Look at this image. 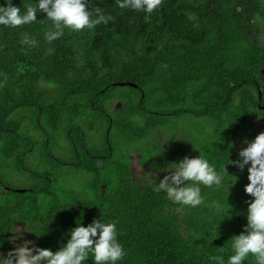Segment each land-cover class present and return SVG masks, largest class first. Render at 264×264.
Instances as JSON below:
<instances>
[{"label":"trees","instance_id":"16d2710c","mask_svg":"<svg viewBox=\"0 0 264 264\" xmlns=\"http://www.w3.org/2000/svg\"><path fill=\"white\" fill-rule=\"evenodd\" d=\"M13 3L23 12L36 0ZM96 7L114 21L64 28L52 42L39 10L31 24L0 25V167L10 177L0 180V253L18 224L55 251L78 219L102 216L117 223L118 264H226L253 199L247 166L229 159L264 132V0H162L148 19L116 0H90L93 18ZM198 155L227 171L224 186H201L204 203L154 191L150 172Z\"/></svg>","mask_w":264,"mask_h":264},{"label":"clouds","instance_id":"9594fccd","mask_svg":"<svg viewBox=\"0 0 264 264\" xmlns=\"http://www.w3.org/2000/svg\"><path fill=\"white\" fill-rule=\"evenodd\" d=\"M90 0H36L35 6H26L22 12L13 0H4L0 5V25L17 27L28 25L37 20V12L46 14L52 22L53 30L46 31V41L52 42L63 35L64 28L79 31L85 27L91 29L97 24H107L115 17L106 14L100 7L89 8ZM162 0H116L120 9H131L144 12L145 19L161 5ZM22 42L36 43L27 35ZM246 147L239 150L238 159L230 160L243 171L247 166L248 181L244 191L251 199L246 213L247 223L243 231L233 235L231 254L226 264H244L251 256L255 264H264V132H260L252 140H245ZM160 172H165L159 182L154 179ZM226 168L217 171L215 165L203 155L185 156L178 162L167 164L164 168H156L150 175L154 183V191L163 192L174 203L197 207L204 203L201 186L221 187L226 184L224 173ZM7 179L10 180L9 173ZM237 181V180H236ZM231 182L229 188L236 183ZM217 212L224 211V206L218 202L211 205ZM227 217V216H226ZM68 239L57 250L42 248L32 241H24L16 245L7 255L0 253V264H86L91 257L93 264H118L126 250L118 239L116 221L93 219L85 226L82 218L76 221V226L68 231ZM221 250L223 248L221 247ZM213 260L225 264L222 256H213Z\"/></svg>","mask_w":264,"mask_h":264},{"label":"rangeland","instance_id":"374dc122","mask_svg":"<svg viewBox=\"0 0 264 264\" xmlns=\"http://www.w3.org/2000/svg\"><path fill=\"white\" fill-rule=\"evenodd\" d=\"M124 88V87H123ZM121 88L119 91H121L122 93H126L128 92V90ZM118 91V93H119ZM119 101H117L116 103H118ZM264 126V122L259 121L255 127V131L259 132L262 127ZM239 148H241V146H239ZM134 158V171L135 174L138 175L140 172V167L138 165L137 159L135 156H133ZM24 232V233H23ZM27 232V233H26ZM31 232L33 233V230L31 229L30 226H28L27 224H18L12 234V246L9 248L8 252L10 250H12L16 245L18 244H22L24 241H31L33 236H30L28 233Z\"/></svg>","mask_w":264,"mask_h":264},{"label":"flooded vegetation","instance_id":"af4514ba","mask_svg":"<svg viewBox=\"0 0 264 264\" xmlns=\"http://www.w3.org/2000/svg\"><path fill=\"white\" fill-rule=\"evenodd\" d=\"M0 180L2 179V178H5V179H7V177H8V175H7V173H5V171L3 170V168H1L0 167Z\"/></svg>","mask_w":264,"mask_h":264},{"label":"water","instance_id":"95a60500","mask_svg":"<svg viewBox=\"0 0 264 264\" xmlns=\"http://www.w3.org/2000/svg\"><path fill=\"white\" fill-rule=\"evenodd\" d=\"M129 85H131V86H133V87H137L136 85H134V84H131V83H130Z\"/></svg>","mask_w":264,"mask_h":264}]
</instances>
